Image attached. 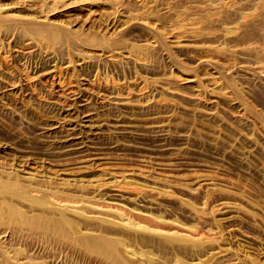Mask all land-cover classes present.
I'll list each match as a JSON object with an SVG mask.
<instances>
[{
	"label": "rangeland",
	"instance_id": "1",
	"mask_svg": "<svg viewBox=\"0 0 264 264\" xmlns=\"http://www.w3.org/2000/svg\"><path fill=\"white\" fill-rule=\"evenodd\" d=\"M0 264H264V0H0Z\"/></svg>",
	"mask_w": 264,
	"mask_h": 264
}]
</instances>
